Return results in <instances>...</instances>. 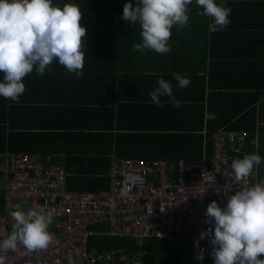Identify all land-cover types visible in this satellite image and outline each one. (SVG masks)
<instances>
[{"label":"trees","instance_id":"1","mask_svg":"<svg viewBox=\"0 0 264 264\" xmlns=\"http://www.w3.org/2000/svg\"><path fill=\"white\" fill-rule=\"evenodd\" d=\"M215 2L219 4L221 0ZM52 3L61 8L66 3L81 7L80 23L86 28L82 76L76 79L54 60L43 75H38L34 68L23 79L26 90L18 103L0 97V162L4 155L17 153L48 156L50 164L64 170L65 190L96 193L109 189L113 160H163L169 166L178 161L192 164L209 160L219 131L245 132L246 145L239 159L251 154L248 146L256 125L253 105L264 84H257L253 78L248 80L245 90L249 109L242 113L228 105L234 84L231 85L232 78L225 76L239 71L241 58L234 53L233 39L240 45L244 35L247 36L246 56L263 52L255 48L252 42L255 38L250 41L245 33L264 23L256 2L225 0V6L232 10L231 23L224 31L211 32L208 27L211 18L198 15L203 9L193 0L188 6L187 25L179 30L170 29L169 40L171 50L182 47L187 56L193 47L197 53L199 68L188 74L173 69V59L167 62L153 50L146 61L147 52L133 50L134 43H142L141 28L121 17L124 4L135 7L136 0H52ZM161 60L168 64L166 70L157 66ZM150 65H155L154 69ZM173 74L190 79V85L178 87ZM3 76L0 72V82ZM161 78L171 83L173 97L181 101L179 107H173L168 96L160 97L163 106H157L149 92L142 91L145 86L158 87ZM61 95L67 97L64 101L67 104L59 103L63 102ZM57 96L61 101L54 103ZM209 113L215 117H206ZM63 115L73 117L72 123L59 128L48 121V118L59 120ZM32 120L39 121L34 128ZM1 180L0 174V183ZM87 247L133 250L135 244L128 237L90 236ZM144 250V261L150 264H181V261L196 264L192 257L198 246L186 239H151ZM201 264H214V258Z\"/></svg>","mask_w":264,"mask_h":264},{"label":"built area","instance_id":"2","mask_svg":"<svg viewBox=\"0 0 264 264\" xmlns=\"http://www.w3.org/2000/svg\"><path fill=\"white\" fill-rule=\"evenodd\" d=\"M246 138L243 131H219L210 159L192 164L113 160L109 189L96 193L65 190L64 170L50 164L48 156L4 155L0 239L12 231L11 213L21 210L25 200L27 210L41 206L53 214L49 230L55 240L46 249L27 252L20 246L0 256L4 264H150L144 261L149 240L186 239L199 240L197 253L203 249V259L197 260L196 253L192 261L201 264L213 258L210 236L200 239L212 227L205 222L207 205L216 201L223 209L229 195L254 185L251 175L246 183L238 182L231 167L243 154ZM90 236L132 238L135 249L88 248Z\"/></svg>","mask_w":264,"mask_h":264},{"label":"clouds","instance_id":"3","mask_svg":"<svg viewBox=\"0 0 264 264\" xmlns=\"http://www.w3.org/2000/svg\"><path fill=\"white\" fill-rule=\"evenodd\" d=\"M193 0H136V6L125 3L121 19L139 25L142 43H134L133 50L143 53L154 50L165 54L171 50L169 40L176 27L183 29L189 20L188 6ZM203 9L198 15L211 18V32L224 31L231 23V8L225 0H195ZM82 11L77 4L55 6L52 0H0V97L18 103L25 92L23 79L33 72L43 75L54 60L65 67L76 79L82 76L86 51V28L81 26ZM178 87L186 88L191 81L173 74ZM149 92L151 101L163 106L160 97L172 98L173 107L181 101L173 97L172 85L165 79ZM262 163L261 156L252 153L234 159L231 167L238 182H245L255 166ZM19 209V205L17 206ZM13 229L0 239V251L27 252L46 249L54 242L50 232L53 214L41 206L11 213ZM206 223L212 224L200 233V239L210 236L211 256L214 264H264V179L251 187H244L229 195L222 209L216 201L207 205ZM196 245H199L197 240ZM203 249L196 255L203 259ZM0 264L4 257L0 256Z\"/></svg>","mask_w":264,"mask_h":264},{"label":"crops","instance_id":"4","mask_svg":"<svg viewBox=\"0 0 264 264\" xmlns=\"http://www.w3.org/2000/svg\"><path fill=\"white\" fill-rule=\"evenodd\" d=\"M251 1H254L256 2V4H258L256 5V8L257 11L260 12L259 18L264 17V0H251ZM256 14L258 13L256 12L255 15ZM245 33L249 35L248 38H250V41H252L255 38V41H252L255 48L263 49V52L246 56L245 50H247V47L249 45L247 44V36L244 35L245 38L240 45L238 44L237 41H234L233 39L234 53H236L237 56L240 57L241 59H239V65L237 66L239 71L235 73L234 72L229 73L225 76V78L228 77L232 78L231 85L234 84V86L230 88L231 93L229 95L231 101L228 105H230L231 108H233L234 110H238L242 113L243 111H247L249 109V106L247 105V100H248L247 88L245 90L248 80H250V78H253L257 84L260 83L264 84V23L262 25H259V27L257 28L253 27L248 29L247 31H245ZM183 49L184 48L182 47H180L179 50H176L174 48L165 55L164 54H158V55L164 56L162 58H165L167 62L173 59L172 68L181 71L182 74L193 73L195 70L199 68V64H197L198 55L194 51L193 47L192 49H190L191 52L188 53L187 56L186 54H184ZM150 51L152 50L144 51L147 52L145 53L147 55H144L145 61L149 59V54L151 53ZM153 52L156 53L154 50ZM166 55L168 56L165 57ZM157 66L160 67L162 70H166L168 64L164 62V60H161L159 63H157ZM154 67L155 65H150L151 69H154ZM151 89H152L151 86L150 87L145 86V89L142 91H145L146 93L147 91L150 92ZM261 91L262 94L253 105L256 114V125L254 130L255 132L254 138L252 139L251 144H249L248 146L249 150L251 151V154L256 153L260 155L262 159V163L259 166H255L253 169V173L251 174L254 184L259 182V180L264 179V88L263 87L261 88ZM63 93H67V92L64 91ZM60 98L63 100V102H59V103H61L62 105L65 104L66 102L64 101L67 99V97L61 95ZM60 98L57 96L55 98L54 103H56L57 101H61ZM237 116L238 115L236 114L235 119L237 118ZM206 117H215V116L209 113L206 114ZM49 119L50 118H48L49 122H53L52 123L53 127H59V128L65 127L66 124H69V121L71 123L73 121V117L69 115L68 116L63 115V118L59 120L57 119L49 120ZM235 119H232V121H234ZM30 122L33 124V128H34L39 121L32 120ZM27 204H28L27 201L25 200L21 201V206H22L21 210L27 211Z\"/></svg>","mask_w":264,"mask_h":264},{"label":"rangeland","instance_id":"5","mask_svg":"<svg viewBox=\"0 0 264 264\" xmlns=\"http://www.w3.org/2000/svg\"><path fill=\"white\" fill-rule=\"evenodd\" d=\"M2 186H3V181L1 180L0 187ZM95 228H98V226H96Z\"/></svg>","mask_w":264,"mask_h":264}]
</instances>
